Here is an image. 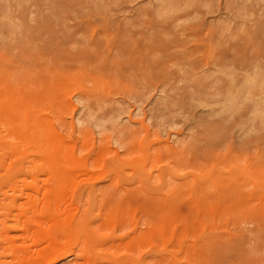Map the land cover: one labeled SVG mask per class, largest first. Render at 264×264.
Returning a JSON list of instances; mask_svg holds the SVG:
<instances>
[{
    "label": "rangeland",
    "instance_id": "obj_1",
    "mask_svg": "<svg viewBox=\"0 0 264 264\" xmlns=\"http://www.w3.org/2000/svg\"><path fill=\"white\" fill-rule=\"evenodd\" d=\"M31 238L26 264H264V0H0V264Z\"/></svg>",
    "mask_w": 264,
    "mask_h": 264
},
{
    "label": "bare ground",
    "instance_id": "obj_2",
    "mask_svg": "<svg viewBox=\"0 0 264 264\" xmlns=\"http://www.w3.org/2000/svg\"><path fill=\"white\" fill-rule=\"evenodd\" d=\"M53 138L55 139L54 135H53ZM51 140H52V137H51ZM56 148H57V147H56ZM54 149H55V148H54ZM69 149H70V148H69ZM69 149H68V150H69ZM56 152H57V150H56ZM71 154L73 155V152H72ZM21 157H22V156H21ZM71 157H72V156H71ZM70 159H71V158H70ZM10 161H11V160H10ZM69 162H71V161H69ZM39 164H40V163H39ZM70 165H71V164H70ZM76 165H78V164L76 163ZM76 165H75V168H76ZM72 167H74V166H72ZM50 170H51V169H50ZM61 171H62V169H61ZM50 172H51V171H50ZM85 172H86V171H85ZM85 172H83V173H85ZM49 174H50V173H49ZM78 174H79V173H77V175H78ZM85 174H86V173H85ZM89 174H90V173H89ZM91 174H92V173H91ZM72 175H73V174H72ZM74 176H75V175H74ZM86 176H87V175H86ZM86 176L84 175V177H86ZM91 176H92V177H91ZM91 176L89 175V176H87L86 178L91 177V179H92V178L94 177L93 175H91ZM95 176H96V175H95ZM96 177H97V176H96ZM82 178H83V177H82ZM86 178H85V179H86ZM93 179H94V178H93ZM93 179H92V181H93ZM73 180H74V178H73ZM94 180H95V179H94ZM44 181H45V179H44ZM74 181H76V180H74ZM86 181H87V180H86ZM46 182H47V180H46ZM77 182H78V181H77ZM42 183H43V182H42ZM44 183H45V182H44ZM76 185H77V184H76ZM21 187H22V186H21ZM87 187H88V186H87ZM70 188H71V187H70ZM43 189H44V188H43ZM36 190H37V188H36ZM36 190H35V191H36ZM53 190H54V188H53ZM35 191H34L33 193H35ZM39 191H40V190H39ZM61 191H62V190H61ZM61 191H60V194H61V195H59V197H60V196H61V197L64 196V195H62L63 193H61ZM64 191H65V190H64ZM28 192H29V191H28ZM48 192H49V191H48ZM65 192H66V191H65ZM37 193H38V191H37ZM45 193H46V192H45ZM45 193H44V194H45ZM49 193H50L49 195H48V194H45L44 197L47 198V196H50L52 192H49ZM67 193H68V191H67ZM30 194H31V193H30ZM40 194H41V193H40ZM64 194H66V193H64ZM26 195H27V194H26ZM46 195H47V196H46ZM67 195H69V197H70L71 193H70V194H67ZM72 195H73V194H72ZM52 196H53V195H52ZM29 197H30V199H31L32 195L29 196ZM33 197H34V196H33ZM44 197H43V199H44ZM61 197H60V198H61ZM65 197H66V196H65ZM71 197H72V196H71ZM34 198H35V197H34ZM38 198H39V196H38ZM49 198H50V197H49ZM53 198H54V197H53ZM57 198H58V197H57ZM62 198H63V197H62ZM35 199H36V198H35ZM41 199H42V198H41ZM41 199H39V200H41ZM43 199H42L41 201H39V203H40V202H43V201L45 200L46 203L43 202V204H45V205H47V203L49 204V200L46 201V199H44V200H43ZM32 200H34V199H32ZM35 201H38V199H36ZM50 201L52 202V201H55V200H53V199L51 200V198H50ZM57 201H58V200H57ZM63 201H64V200H63ZM63 201H62V202H63ZM29 202H31V201H29ZM51 202H50V203H51ZM55 202H56V201H55ZM59 202H61V201L59 200ZM34 203H35V202H34ZM52 203L54 204V202H52ZM36 204H37V202H36ZM57 204H58V203H57ZM65 204H66V203H65ZM65 204H64V208H65V210H66V212H67V209H66V208H68V206H69L68 204H69V203H67V205H68L67 207L65 206ZM39 205L41 206V208H39V207H40V206H39L38 209H41V210H44V211H45V208L42 207L43 205H41V203H40ZM45 205H44V207H46ZM58 205H59V204H58ZM58 205H57V206H58ZM48 206H49V205H48ZM48 206H47V207H48ZM50 206H51V204H50ZM50 206H49V207H50ZM59 206H60V205H59ZM47 207H46V208H47ZM54 207H55V206H54ZM24 208H25V207H23V209H24ZM42 208H43V209H42ZM60 208H61V207H60ZM64 208H63V210H64ZM69 208H70V207H69ZM56 209H57V208H56ZM58 210H59V208H58ZM24 211H25V210H24ZM24 211H22V212H24ZM44 211H42V213H43ZM71 211L74 212L73 210H71ZM71 211L69 210L68 214H70ZM75 211H76V210H75ZM20 212H21V211H20ZM31 212H32V214H31V213H30L31 215L29 214V215H30V218L28 217V219H26L27 217H26V218L24 217L25 220H26L27 222L29 221V223H30V220L32 221V220L34 219V222H35L36 224L39 225V223H40L41 220H42V216H43V215H42V216H41V215H38V216H37V215H33V211H31ZM39 212H40V211H39ZM39 212H38V214H39ZM66 212H65V213H66ZM72 212H71V213H72ZM76 212H77V211H76ZM16 213H17V212H16ZM16 213H15V214H16ZM26 213H27V212H26ZM23 214H25V213H23ZM34 214H36V212H34ZM58 214H60L59 211H58ZM16 215H17V214H16ZM19 215H20V214H19ZM32 215H33V216H32ZM44 215H45V213H44ZM46 215H47V214H46ZM20 216H21V215H20ZM27 216H28V215H27ZM13 217L16 218L15 216H13ZM21 217H22V216H21ZM21 217L19 218V217L17 216V221H19L18 224H19L20 222L22 223V221H21ZM44 218L47 219V220H45V221H47V224H48V225H47V224H46V226L44 225L45 228L43 229V232H44V231H47L46 227L49 226V224H51V223H49L48 221L52 222V220H53V222H52L53 225L56 224V223H58V220L55 221L56 219L54 220V219L51 218V220H50L49 217H45V216H44ZM63 218L65 219V217H63ZM69 218H71V217H69ZM69 218H68V220H69ZM48 219H49V220H48ZM66 220H67V219H66ZM26 221H23V223L26 222ZM43 221H44V219H43ZM63 221H64V220H63ZM55 222H56V223H55ZM64 222H65V221H64ZM15 223H16V221H15ZM44 223H45V222H44ZM20 225H21V224H20ZM21 227H23V226L21 225ZM32 229H35V230H34L35 232H32ZM32 229H31L30 233H32L33 236H34V238H35V235H36V234H37V235L39 234V233L36 231L38 228H35V227H34V228H32ZM39 230H40V228L38 229V231H39ZM41 230H42V229H41ZM24 231H25V230H24ZM28 231H29V228H28ZM28 231H27V229H26V233H27ZM71 231H72V230H71ZM36 232H37V233H36ZM44 233H45V232H44ZM71 233H72V232H71ZM23 234H25V233H23ZM28 234H29V233H28ZM32 234H29V235H30L31 237H33ZM47 234H48V231H47ZM47 234H46V235H47ZM40 235H41V233H40ZM44 235H45V234H44ZM72 235H73V234H72ZM7 236H8V235H7ZM27 236H28V235H27ZM30 236H29V237H30ZM38 236H39V235H38ZM47 237H48V236H47ZM47 237H46V238L44 237V238L46 239V243L49 241V240H47ZM34 238H33V239L31 238V240H32L33 242H32V241H29L31 244H30V243L27 244V245H26V244H23L24 247L26 246V247H25L26 249H23V250H22V253H23V254L20 252V251H21L20 248H22L23 245L20 246V248H18L19 253L22 254V255H20L21 257H19V255H18V251H17V249H16V248L18 247L17 245H16V246H17L16 248L14 247V249H12V253L15 254V252H17L16 255H18V257H19V259H18V257H16V261H17L16 263H17V264H26L27 261H28L29 263H31V260H33L32 258H34V257H33V256H34L33 253H36V256H35V257H37V256H39V255L41 256V258H40V262L44 260V259H42V258H44V257L47 258V256H48L47 254H49L50 252H51V253H50L49 257H50V256L52 257V255H53V254H52V248H55V247L57 246L56 242H55L56 245H53L54 242H53V240H52L53 243H51V244H52L51 246H55V247H52V248H50V243L48 242L49 244L47 243V244H48L47 246H49V248H50V249L48 250L49 252H47V251L45 250V252H47V253H45V254H46L45 256H44V255L42 256L41 253L39 254V250H37V252H36V251L34 252L33 247H35V245L33 246L32 243H36L35 239H38L39 237H36L35 239H34ZM42 238H43V236L40 237V240H43V241H44L45 239H44V238L42 239ZM72 238H73V237H72ZM24 240H25V239H24ZM65 240H67V239H65ZM72 240H73V239H72ZM72 240H71V241H72ZM74 240H75V239H74ZM26 242H28V241H26ZM46 243L44 244V246H46ZM37 244H39V243H37ZM37 244H36L37 249H40L42 245L38 247ZM7 245H8V244H7ZM72 245H73V244H72ZM47 246H46V247H47ZM24 247H23V248H24ZM57 247H58V246H57ZM63 247H64V246H63ZM42 248H43V247H42ZM47 248H48V247H47ZM59 248H60V247H59ZM59 248H58V251H60V249H61V248H60V249H59ZM5 249H6V248H5ZM32 249H33V250H32ZM68 249H69V248H68ZM31 250H32V252H33V253H32V256H31ZM35 250H36V249H35ZM55 250H57V248H56ZM8 251H9V250H8ZM10 251H11V250H10ZM24 251H26V254H25ZM40 251H41V250H40ZM56 252H57V251H56ZM56 252H54L55 255H56ZM65 253H66V252H65ZM55 255H53V256H55ZM28 257H30V258H29L30 261L27 260ZM49 257H48V259H51V258H49ZM12 258H13V257H12ZM41 259H42V260H41ZM60 259H61V258H60ZM38 262H39V261H36V263H35V261H34L33 263H34V264H40V263H38ZM44 262L46 263L47 261L44 260ZM44 262H43V264H45ZM29 263H28V264H29Z\"/></svg>",
    "mask_w": 264,
    "mask_h": 264
}]
</instances>
